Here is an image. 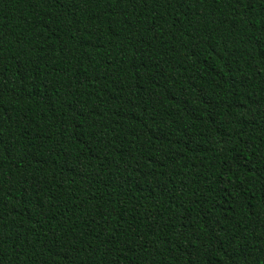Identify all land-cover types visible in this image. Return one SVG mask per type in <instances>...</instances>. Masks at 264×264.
Wrapping results in <instances>:
<instances>
[{
  "label": "trees",
  "instance_id": "trees-1",
  "mask_svg": "<svg viewBox=\"0 0 264 264\" xmlns=\"http://www.w3.org/2000/svg\"><path fill=\"white\" fill-rule=\"evenodd\" d=\"M0 264H264V0H0Z\"/></svg>",
  "mask_w": 264,
  "mask_h": 264
}]
</instances>
